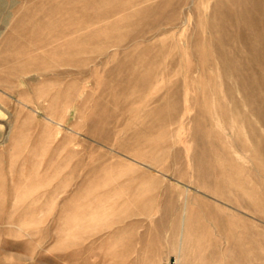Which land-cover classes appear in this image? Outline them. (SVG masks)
I'll return each mask as SVG.
<instances>
[{
	"label": "rangeland",
	"instance_id": "obj_1",
	"mask_svg": "<svg viewBox=\"0 0 264 264\" xmlns=\"http://www.w3.org/2000/svg\"><path fill=\"white\" fill-rule=\"evenodd\" d=\"M234 8L0 0V264H264V38Z\"/></svg>",
	"mask_w": 264,
	"mask_h": 264
},
{
	"label": "bare ground",
	"instance_id": "obj_2",
	"mask_svg": "<svg viewBox=\"0 0 264 264\" xmlns=\"http://www.w3.org/2000/svg\"><path fill=\"white\" fill-rule=\"evenodd\" d=\"M232 4V3H231ZM234 4V3H233ZM237 4V3H236ZM219 6V5H218ZM225 6H228V5H225ZM225 6H222L223 8ZM233 6V5H232ZM237 6V5H236ZM239 6H240V10L238 9H235V5H234V9L237 10V11H232L230 12L229 14L231 16H236V17H239V24L243 21V23L241 24V28L240 31L238 32L239 34V37L240 39H243L250 47L248 48H253V47H256L255 49H257V47L259 46V44L262 42V38H264V0H239ZM228 8V7H227ZM219 9V8H218ZM221 9V8H220ZM219 9V10H220ZM222 10V9H221ZM220 12V11H218ZM229 12V11H228ZM220 14V13H219ZM228 14V13H227ZM221 15V14H220ZM230 17V16H229ZM232 17V18H233ZM231 18V17H230ZM219 22V21H218ZM238 24V25H239ZM236 25V24H235ZM240 26V25H239ZM236 27V26H235ZM237 33V32H236ZM232 35H234L232 33ZM236 35V34H235ZM253 39H256L254 40V42L252 43ZM242 40V41H243ZM241 41V42H242ZM244 43V42H243ZM264 42H262L260 44L263 45ZM242 45V44H241ZM245 44H243V47H244ZM247 47V46H246ZM239 48H240V45H239ZM254 49V48H253ZM240 50V49H239ZM264 50V49H263ZM258 51V50H257ZM242 52V51H241ZM264 52V51H262ZM246 53V52H245ZM256 54V53H255ZM249 55V54H248ZM252 55V54H251ZM253 56V55H252ZM255 57V56H254ZM254 57H251V58H254ZM255 59H261V60H264V53H257L256 54V57ZM252 60V59H251ZM253 61V60H252ZM251 61V62H252ZM249 62V60H248ZM250 63V62H249ZM263 64V63H262ZM252 65V64H251ZM257 66V65H256ZM255 67V66H253ZM258 68V67H257ZM252 69V68H251ZM259 70V69H258ZM252 71V70H251ZM249 73V72H248ZM254 73V71H253ZM250 74V73H249ZM262 74V73H261ZM254 75V74H253ZM240 76V75H239ZM246 76V75H245ZM251 76V75H250ZM262 76V75H261ZM247 77V76H246ZM252 77V76H251ZM259 77V76H257ZM264 77V75H263ZM262 77V78H263ZM245 78V77H244ZM254 78V77H253ZM259 79V78H258ZM244 80V79H243ZM242 80V81H243ZM248 81V79H247ZM253 81V80H252ZM259 81V80H258ZM260 82V81H259ZM262 82V81H261ZM249 83V82H248ZM255 83V82H254ZM257 83V82H256ZM252 84V83H251ZM261 84V83H260ZM253 85V84H252ZM262 85V84H261ZM264 88V87H263ZM263 90V89H262ZM251 91V90H250ZM264 91V90H263ZM253 92V90L251 91ZM260 93V92H259ZM261 95V94H260ZM262 96V95H261ZM263 98V97H262ZM254 229V228H253ZM257 229V228H256ZM262 228H260L261 230ZM246 231H249V230H246ZM241 232V231H240ZM256 232V231H255ZM261 233V232H260ZM264 233V232H262ZM243 235V234H242ZM262 235V234H261ZM239 236V235H238ZM249 236V235H248ZM251 236V234H250ZM239 240V239H238ZM236 240V241H238ZM242 243V242H241ZM238 244V243H237ZM249 244V243H248ZM251 244V243H250ZM243 245V244H242ZM241 245V250H244V249H248V246L247 247H244ZM263 245V244H262ZM239 246H240V242H239ZM264 246V245H263ZM244 247V249H243ZM260 248V247H258ZM247 251V250H246ZM238 253V252H237ZM241 253V251H240ZM245 255V254H243ZM241 257V256H240ZM239 257V259H240ZM232 258V257H231ZM253 258V257H252ZM237 260V258H235ZM246 259V258H244ZM249 259V258H247ZM251 260V259H250ZM249 260V261H250ZM232 261V260H230ZM238 261V260H237ZM244 261V260H243ZM233 262V261H232ZM236 262V261H235ZM234 262V263H235ZM232 263V264H234ZM239 263V262H238ZM251 263V261H250ZM254 264V263H252Z\"/></svg>",
	"mask_w": 264,
	"mask_h": 264
}]
</instances>
